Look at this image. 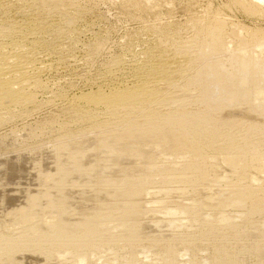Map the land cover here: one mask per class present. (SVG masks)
<instances>
[{
  "label": "bare ground",
  "instance_id": "1",
  "mask_svg": "<svg viewBox=\"0 0 264 264\" xmlns=\"http://www.w3.org/2000/svg\"><path fill=\"white\" fill-rule=\"evenodd\" d=\"M81 5L0 0V127L50 90ZM225 7L264 19V0ZM187 25V41L152 29L159 41L125 74L119 57L64 96L67 121L22 127L56 132L31 155L0 152V264H264V28L209 8Z\"/></svg>",
  "mask_w": 264,
  "mask_h": 264
},
{
  "label": "rangeland",
  "instance_id": "2",
  "mask_svg": "<svg viewBox=\"0 0 264 264\" xmlns=\"http://www.w3.org/2000/svg\"><path fill=\"white\" fill-rule=\"evenodd\" d=\"M88 1L91 2L92 0ZM88 1L80 0V3L87 7H82V10L84 9L83 11L85 12H82L80 20L76 22V38H73L74 40L70 38V40L65 37L62 41L60 40L62 43L56 44L57 49L60 46V54L58 55H62L61 57L68 61L65 65L54 70L53 73L51 71V73L49 72L44 75L43 79L47 81L50 92L38 95L37 106L31 108L32 110L30 109L31 111L29 110L26 115L8 118L2 127H0V144H2L0 152H22L29 156L31 155L32 147L40 145V142H42V145H45L52 140L56 136L54 130L46 131L42 134L43 136L35 137L36 139H27L22 136L21 129L26 125L33 126L34 128H45L56 122L67 121L69 113L66 111V97L93 90L95 85L101 81V71L105 67L113 65V60L119 57L124 61L123 69L121 68V71H116L118 67H112L116 71V75L125 74L127 68L132 62L142 56L141 54L145 49L147 50L151 45L156 44L157 39L159 41L158 37L160 36H157L158 33L152 32V29H157V27L159 29L164 26L170 27L168 35L171 34V37L166 35L167 37L174 38V35H179L178 37H181L182 41H187L192 36L191 30L187 25L188 21L191 17L202 16L207 8L212 11L220 10L225 19L235 23L238 22L243 26L250 28L259 26L264 28V19L262 17L260 19L259 17H249L236 9H226V0H150L147 5V11L149 12L145 11L146 5L145 10H141V12L133 9V7H129L130 4L127 5L126 0H94V3H89ZM124 3H127V6ZM61 49L62 51L60 52ZM124 67L126 68L124 69ZM126 76L124 75L123 77ZM192 92L190 91L191 95L190 93L189 95L196 97L197 91L194 92L192 90ZM193 106L195 105L193 104ZM239 132L245 133L239 130L238 135L235 133L238 137L243 136ZM155 186L157 185H153V187ZM175 186L179 185L172 184L171 187ZM228 186L226 183L216 184V188L219 190L227 191L230 188ZM179 217L181 216L179 215ZM207 252H200L199 257L207 255ZM103 256L110 259L113 257V254L109 251L108 253H104ZM190 257L191 254L188 253L184 261L189 260ZM143 260L146 264L157 262L156 256ZM92 263L98 264L99 262L97 259H94ZM112 264H125V262L124 259H118L116 262H112Z\"/></svg>",
  "mask_w": 264,
  "mask_h": 264
}]
</instances>
